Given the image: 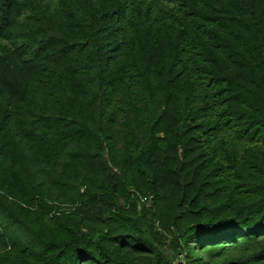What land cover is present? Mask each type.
Segmentation results:
<instances>
[{
  "label": "trees",
  "instance_id": "16d2710c",
  "mask_svg": "<svg viewBox=\"0 0 264 264\" xmlns=\"http://www.w3.org/2000/svg\"><path fill=\"white\" fill-rule=\"evenodd\" d=\"M0 264H264V0H0Z\"/></svg>",
  "mask_w": 264,
  "mask_h": 264
},
{
  "label": "rangeland",
  "instance_id": "374dc122",
  "mask_svg": "<svg viewBox=\"0 0 264 264\" xmlns=\"http://www.w3.org/2000/svg\"><path fill=\"white\" fill-rule=\"evenodd\" d=\"M52 1H55V0H52Z\"/></svg>",
  "mask_w": 264,
  "mask_h": 264
}]
</instances>
